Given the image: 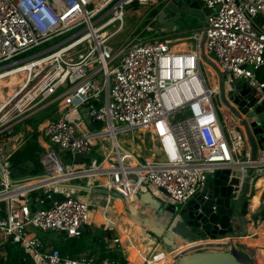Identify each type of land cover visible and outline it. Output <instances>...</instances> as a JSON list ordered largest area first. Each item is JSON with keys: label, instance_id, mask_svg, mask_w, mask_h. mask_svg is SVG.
I'll return each mask as SVG.
<instances>
[{"label": "built area", "instance_id": "2783aa9c", "mask_svg": "<svg viewBox=\"0 0 264 264\" xmlns=\"http://www.w3.org/2000/svg\"><path fill=\"white\" fill-rule=\"evenodd\" d=\"M201 1L211 12L190 37H170L154 15L140 34L114 43L124 30L126 9L135 2L156 7L174 0H0V73L45 61L2 109L28 90L8 118H0V256H6L5 245L11 242L20 245L33 264H96L88 256H62L32 231L80 237L92 224L93 208L81 199L80 193L87 191L80 186L91 191L98 184L124 196L149 191L161 205L180 207L201 193L218 170L243 165L240 188L245 178L250 196L251 185L264 177V147L259 146L252 161L245 131L248 113L256 111L249 122L259 125L264 114V0ZM154 24L165 38L143 39L142 34L155 31ZM61 36L66 37L21 57ZM203 66L217 76L218 91L209 85ZM233 80H241L239 86L245 84L247 93L242 95ZM222 81L224 89L230 86V91L225 89L230 106L225 102L224 106L241 115L234 126L223 124V111L214 102ZM229 93L246 101L247 114ZM51 98V104L62 105L57 117L37 128L43 171L22 176L14 154L23 139L15 127L23 120L14 119L33 102ZM24 99L30 102L20 105ZM82 108L90 124L85 123ZM140 129L154 141V151L150 157H136L133 165L115 141L128 133L135 140ZM105 161L110 168H105ZM94 171L108 183L91 180L89 173ZM241 236L228 238L227 245L237 248Z\"/></svg>", "mask_w": 264, "mask_h": 264}, {"label": "water", "instance_id": "95a60500", "mask_svg": "<svg viewBox=\"0 0 264 264\" xmlns=\"http://www.w3.org/2000/svg\"><path fill=\"white\" fill-rule=\"evenodd\" d=\"M181 1L182 5L175 4L174 2L168 6L163 5L158 9L155 16L157 17L156 22L159 27L165 28L171 33L179 32V22L181 20H184L186 23L189 22V20L185 18L186 15L191 18L199 17L202 23H204L205 17L211 12L209 8L205 6L201 7L199 0ZM134 5L137 6L138 2H135ZM237 89H241L240 93L242 95L247 93L245 84L242 86L238 85ZM221 96L223 101L230 106L225 97L223 81L221 84ZM231 100L235 104L241 106L242 113L247 114L248 109L245 107V100L240 101L239 97L236 95H232ZM254 103L255 100L252 101V104ZM94 105H97V101L94 102ZM232 109L238 116H241L238 111L234 108ZM81 113L85 120L89 119V114L84 108L81 109ZM260 119L262 125H259L257 122L252 123V126L255 127L254 130H252L251 126L245 124V131L252 149V161L257 158L259 146L261 147L264 144V137L262 136L264 133V114L260 115ZM90 129L94 130L95 125H91ZM257 135H261L262 137L257 140ZM7 152H12V149L9 148ZM156 154L161 156L162 160L165 159L159 150L156 151ZM86 157L87 156H85V158ZM75 160L79 161L80 159L76 158ZM241 167H243V165H227L225 169L218 170L214 176L208 178L205 189L201 193L197 194L183 206L167 207V213L163 216L157 215L162 207L161 203L155 199L149 191L139 192L137 194L138 200L146 206H149L156 215L155 220H146L142 223L146 233L151 238L161 241V244L168 249L177 246L174 235L170 230V227L174 222L188 233H193L194 238H198L199 240L205 238V235L201 233V228L205 229L212 240H223L226 238L233 239L240 236L245 230H247V227L250 224L249 222L256 218L261 207L260 205L256 211L251 212L250 205L253 196L250 197L248 195L249 184L246 182L245 178L243 180V186L240 188L241 179L243 178V172L240 170ZM80 187L89 191L88 187ZM247 197L250 198L240 205L241 210L239 211V215H234L235 202ZM262 212L263 210L261 213ZM248 214H250V218L247 217ZM186 240H189V238L187 237ZM22 264L26 263L23 262ZM173 264H256V262L254 257H252L246 250L232 247L227 250L197 249L192 252H185L178 255Z\"/></svg>", "mask_w": 264, "mask_h": 264}, {"label": "rangeland", "instance_id": "374dc122", "mask_svg": "<svg viewBox=\"0 0 264 264\" xmlns=\"http://www.w3.org/2000/svg\"><path fill=\"white\" fill-rule=\"evenodd\" d=\"M175 4H178V5H182V1L181 0H175L174 1ZM202 2V1H201ZM203 4V2H202ZM162 5V4H161ZM161 5H158L156 7L152 6V5H147V6H143V5H137V6H132L131 8H128L126 9V17H125V27H124V30L118 34L114 39H113V42L114 43H118V42H123L125 39H127L128 37L132 36L133 34H140L144 29L145 27L151 22L154 14L157 12V9L161 8ZM186 19L189 20L188 23H186L184 20H181L179 22L180 24V30L178 33H181L180 35H177V37L179 38H183V37H190L192 36L193 34V30H200L203 26L202 24V21L199 17H190V16H185ZM154 27H155V31L153 32H146L144 34H142V38L143 39H148V38H151V37H154L156 36L157 38L159 39H164L166 34H163L162 32H160L157 28V25L154 24ZM112 30V29H111ZM185 31L184 34H182L183 32ZM67 36V35H66ZM66 36H61L59 38H56L55 40H53L51 44H54L55 42L57 41H60L62 40L63 38H65ZM172 38L176 37L175 35L173 36H170ZM170 39V38H168ZM187 43H191L194 41L193 40H190V39H186L185 40ZM177 46H180V48H184L186 46V44L184 43H178ZM44 47H39V48H36L30 52H27L25 53L24 55H22L21 57H27L29 55H32V54H36L38 52H40L41 50H43ZM203 69L205 70L204 73L206 75V78L209 82V85L212 86L214 84V82L217 80V76H213L212 73L210 72V70H208V67L207 66H203ZM43 75V74H42ZM42 75L38 76L34 82L30 85L29 88H32L34 87V85H36L40 79L42 78ZM213 76V77H212ZM220 81V79H219ZM225 81L228 82V78L227 76H225ZM242 81L241 80H233V84L238 88V85L241 83ZM11 87V86H9ZM18 87H16L17 89ZM28 88V89H29ZM4 92L3 94L6 95L5 92L8 91L7 88H4L3 89ZM28 92V90L24 91L21 95H19L7 108L4 109V111H1L0 112V118L3 119V118H8V115L7 113L14 107L18 104V102L24 97V94ZM23 95V96H22ZM227 96H229L231 98L232 94H228ZM54 98V97H53ZM49 99V100H46V101H43V102H39L38 101H35L33 102L29 107L28 109L26 110V112H23L20 116L18 117H15V121L16 120H25L26 118L32 116L33 114L39 112L40 110L44 109L45 107H47L48 105H50V101L53 99ZM104 99H105V93L102 94V97H101V102L100 104H104ZM25 100V99H24ZM26 101V100H25ZM25 101H22V102H25ZM214 102L217 106V108H220L222 107V115H221V119H222V122L223 124L226 126V123L229 124V126H234L235 125V121L238 120V117L237 115H235L234 113H230V110H228V108L226 106H224V101L222 99V96H221V93L218 95L216 94L214 96ZM1 103V102H0ZM23 103H21L20 105H22ZM62 105V103H59V107ZM68 107H64L62 108V110H67ZM257 113L256 111L254 112H251V113H248L246 115V120H247V123L249 124V126L252 127V130L255 129L254 126H252L253 124L249 122V119L253 116H255ZM85 123L87 124H90V119H86L85 120ZM97 126L99 128H101V125L99 122L96 123ZM16 128L18 129V135H22V138L23 140H25L26 138L30 137L32 135V131H30L29 129L31 128L32 130V127L30 126H27L25 124H23L22 122L21 123H18L16 125ZM29 130V131H28ZM17 135V134H16ZM135 135L138 136V133H135ZM140 136H136L135 137V140H132L131 138V133H128L127 136H118V139L121 141V143L123 144L122 147L124 149H126L127 151L131 152L135 157H138V156H142V157H150L151 155V152L154 151V141L150 138V135L148 133H141L139 134ZM143 135V136H142ZM262 136L264 137V133L262 134ZM261 135H257L256 138L257 140L260 139L262 137ZM18 138V136H17ZM123 138V139H122ZM129 143H125L124 141H129ZM28 144H34V142L32 141H27ZM41 176V175H39ZM75 182H79V181H75ZM98 184H96V187L93 188L91 191H87V192H82L80 193L81 196H84V197H90L91 195L93 196L94 193L95 195L98 194V195H101V190H103L101 187H97ZM258 187L259 185L257 186V182H255L253 185H251L250 189H251V194H250V197L251 196H254L257 191H258ZM260 188V187H259ZM105 189V188H104ZM114 193V192H113ZM133 197H135V200L136 202H133V200L130 201V204H132V207H135V210H131V216L133 218H139L141 224L145 221L144 219V209L142 207V205H139V201L137 199L136 196H134V194L132 195ZM250 197H247V198H244V199H240L239 201L235 202L234 204V207H235V213L234 215H239V211L241 210V204L246 201V200H249ZM127 200V197L125 196L124 197V201L126 202ZM262 204H261V207H260V212H258L256 218L249 222L251 224H255V225H258L259 221H260V215H261V211L264 210V195L262 196ZM123 206V204H122ZM123 210V207H121V210L119 211V213ZM95 213V212H94ZM167 213V207H165V205H162L161 209L159 210V212L157 213L158 216H163ZM110 218H108V221ZM246 224V223H245ZM251 224L248 225L247 227V230H245L241 235H247L248 233H252L255 231V229L253 227H251ZM97 230H100L99 227H96ZM249 229V231H248ZM34 233H36L37 237L43 241V242H47V243H51L53 247H56L58 244H62V241L63 239L65 238V235H63L61 232L59 231H47V232H44L42 230H39V229H34L32 230ZM155 240V239H154ZM157 241V243H161V241L159 240H155ZM247 241V238H244V243H246ZM229 244V243H228ZM163 245V244H161ZM164 246V245H163ZM229 246V245H227ZM165 247V246H164ZM166 248V247H165ZM249 252L253 255V252H254V249L250 248L249 249ZM30 264H33L32 261H30Z\"/></svg>", "mask_w": 264, "mask_h": 264}, {"label": "crops", "instance_id": "0c3cea01", "mask_svg": "<svg viewBox=\"0 0 264 264\" xmlns=\"http://www.w3.org/2000/svg\"><path fill=\"white\" fill-rule=\"evenodd\" d=\"M184 33L185 31L182 34ZM180 34L181 33H178V32L171 33V35L176 36L175 38H179L177 37V35H180ZM15 132H16V127H15ZM27 140L28 139L26 138L25 140L22 139L19 141V150L23 148V145L26 143ZM21 166L22 168L34 170L33 164L29 162L28 160L24 163H21ZM42 171H43V168H42ZM34 173L35 172H33L32 174H28V175H33ZM20 175L24 176L27 174H24L21 171ZM102 189L103 190H101V195L94 194L93 196L91 195L90 197H86L85 199L87 201H90L93 207L91 210L92 217L90 220L92 224L87 226L88 232L80 238V239H84V241L86 242V248L83 251H81L79 254H77L76 256L77 257L79 256L91 257L95 260L96 264H98L100 261H101V264H110L113 262L118 264L115 260L111 259L112 253H118V255L120 254V256H122L125 259L126 261L125 264H132L131 263L132 261L128 258V252H131L138 264H147V262L149 264H160L158 252L168 251L169 250L168 248H165L163 245L160 246L161 243H157V241H155L152 238L154 242L153 244H150V243L148 245L146 244V250L143 252L144 256H138L134 252V250L131 248V246H129V244L126 243L125 236L120 230V228L116 224H113L112 222L108 221L106 218V215L108 213L111 217H116L121 222L124 220L125 217H128L130 220H132L133 217L131 216V210L132 209L135 210L136 206L132 207V204L128 203V201L131 200L130 197L133 195V193L126 195L127 200L125 202L124 201L125 196L120 194L119 192L114 191V190L109 191L104 188ZM120 202L121 204H123V206H120L119 204ZM121 207H123V210L119 213V211L121 210ZM96 227H99L100 230H97ZM251 227H253L255 231L252 232L251 234L248 233L247 235H242L241 237H242L243 244L240 243L237 248L248 250V251L250 248L254 249L253 254L258 253L260 258L262 259V264H264V242H261L262 239H264V233L259 232L258 240H248L247 239L246 243H244L243 241L244 238H249L250 236L257 233V229L254 227L253 224H251ZM118 230L121 231L122 235H119ZM170 230L175 235V240L177 242V246L173 248L175 249V251L182 249L178 255L185 253V252L186 253L192 252L197 249L199 250H213V249L227 250V249H230V246H227V245L223 248L222 245L219 244V240H212L211 238H206L202 240L198 239L196 241H192L190 239L186 240V237L181 233L180 230L173 228V226L170 227ZM120 238L123 240V244ZM68 241H69V238L65 237L62 241V244L67 243ZM234 242L236 243L237 241H234ZM44 244L50 245L51 247H53L51 243H47L46 241L44 242ZM173 248H171L170 250H174ZM6 255H7V252H6ZM177 256L175 257V259L177 258ZM0 257L5 258L6 256H0ZM67 257H70V256L67 255ZM153 257H156V258H153ZM175 259L174 260L172 259L173 263Z\"/></svg>", "mask_w": 264, "mask_h": 264}, {"label": "bare ground", "instance_id": "6f19581e", "mask_svg": "<svg viewBox=\"0 0 264 264\" xmlns=\"http://www.w3.org/2000/svg\"><path fill=\"white\" fill-rule=\"evenodd\" d=\"M44 62L45 61H37V62L35 61L33 63H27V64H25V66H21L18 69H15V70H12V71H8V72H5V73H0V102H1L0 103V112L2 111L4 106L8 104L10 99H13L15 96H17V94H19V92L31 81L32 74H33L34 71H36L35 70L36 67L43 65ZM208 70H210V72L212 73L213 76H216L215 73L212 71V69L210 67H208ZM225 83L227 84L228 82L226 81ZM217 85L218 84H217V80H216L214 82V84L212 85L214 87L215 91H218ZM9 86H11V87H9ZM16 87H18V88L16 89ZM4 88L8 89V91L5 92L6 95L3 94V92H4L3 89ZM225 89H226V92L230 91V86H226ZM23 101H25V100H23ZM29 102H30V99H28L25 102H23V105H27ZM64 107L67 108V106H64ZM143 132H144V130L140 129V130H137L136 133H138V136H140L139 134H141ZM115 142L119 146L123 145L119 139H116ZM124 142L125 143H129L130 140L129 141H124ZM124 153L128 157H130L131 164H133V165L137 164V160L135 159L136 157L132 153H130L126 149H124ZM104 166H105L106 169L111 167L110 163L107 162V161L104 162ZM89 175L91 177V180L92 179H98V180H101L102 182L108 183V180L105 177H102L96 171L89 173ZM32 184H38V182L37 183H32ZM258 185H259L260 188L258 187L257 193L251 199V205H250L251 212L256 211L257 208L263 203L262 202L263 201L262 200V196L264 195V177L259 179V181L257 183V186ZM81 199L84 200V199H86V197L81 196ZM130 199L133 200V202L136 201L135 197H133V196H131ZM130 201H128V203H130ZM138 203H139V205H142V207L144 209V213H145L144 214V219H145V221L146 220L147 221L148 220L152 221V219H154V220L156 219V215H155L154 211H152L149 206H146L145 204H143L140 201ZM119 204H120V206H122L121 202ZM89 217H90V220H91L92 211H90ZM247 217L250 218V214H248ZM106 218H107V220H108V218H110L109 219L110 222H112L113 224H116L120 228V230L122 231V233L125 236L126 243L129 244V246H131V248L134 250V252L138 256H144L143 252L146 250V244L147 245L149 243L153 244L154 241L146 233L145 228L142 226L139 218H135V219L130 220L128 217H125L124 220H123L124 222L123 221L121 222L116 217H111L108 213L106 215ZM171 226H173V228H176V229L180 230L181 233L186 238L188 237L192 241L198 240V238H194V234L193 233H188L186 230L182 229L177 223L174 222ZM257 226H258V228H257ZM255 228L257 229V233H255L254 235H252L249 238H247L248 240H258L259 239V232H263L264 233V210L261 213L260 221H259L258 225L255 226ZM120 230H118L119 235H122ZM200 230H201V233H203L205 235L204 239L210 238L208 236L207 232L205 231V229L201 228ZM174 238H175V235H174ZM120 240H121V242L123 244V240L121 238H120ZM229 240L230 239H228V238L223 239V240H219V244L222 245V247L224 248L228 244ZM238 241H239V243L243 244L242 243V238H240ZM243 241H244V239H243ZM261 242H264V239H262ZM160 246H162V245H160ZM181 250L182 249H179V250L175 251V249L174 250H170L169 249L168 251H164V252L163 251H159L158 253H159L160 264H173L172 259L174 260L175 257L181 252ZM253 257H254V260H255L256 264H262V259L260 258L258 253H254ZM128 258L132 261L131 262L132 264H138L131 252H128Z\"/></svg>", "mask_w": 264, "mask_h": 264}, {"label": "trees", "instance_id": "16d2710c", "mask_svg": "<svg viewBox=\"0 0 264 264\" xmlns=\"http://www.w3.org/2000/svg\"><path fill=\"white\" fill-rule=\"evenodd\" d=\"M49 45L50 43L45 44L43 47L46 48ZM58 108H59V103L54 102L22 121L23 124L32 127V129L34 130L32 135L27 138L28 139L27 141H32L34 142V144L33 145L28 144L26 141V143L23 145V148H21L14 154L15 166L24 163L27 160L33 164L34 170L27 168L21 169V171L24 174H32L33 172L39 173L42 171V165L40 163V154L43 151V149L39 146L38 143L37 128L39 124L43 123L44 121L57 117L56 112L58 111ZM17 132L18 129L16 128V133ZM262 147H264V144L262 145ZM100 159H102V157ZM87 232L88 230L86 226L82 232V235L79 238H69V241L67 243L61 245L58 244L56 248L59 249L60 253L64 257L67 255L70 256L71 258L77 257L76 255L86 248V242L84 241V239H80V238L83 235H85ZM5 249L7 255L5 258L0 257V264H22L23 262H25L26 264H30V261H32L30 257L24 252L23 248L18 244H12L11 242H9L8 244L5 245ZM111 259L115 260L118 264L126 263L125 259L122 256H120V254L118 255V253H112ZM98 264H101V261Z\"/></svg>", "mask_w": 264, "mask_h": 264}, {"label": "flooded vegetation", "instance_id": "af4514ba", "mask_svg": "<svg viewBox=\"0 0 264 264\" xmlns=\"http://www.w3.org/2000/svg\"><path fill=\"white\" fill-rule=\"evenodd\" d=\"M199 3H200V5H201V7L204 6V5L202 4L201 0H199Z\"/></svg>", "mask_w": 264, "mask_h": 264}]
</instances>
